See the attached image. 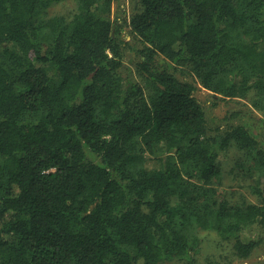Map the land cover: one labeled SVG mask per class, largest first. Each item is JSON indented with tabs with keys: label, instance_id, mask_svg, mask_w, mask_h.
<instances>
[{
	"label": "trees",
	"instance_id": "1",
	"mask_svg": "<svg viewBox=\"0 0 264 264\" xmlns=\"http://www.w3.org/2000/svg\"><path fill=\"white\" fill-rule=\"evenodd\" d=\"M53 1L0 0V264H202L198 230L241 260L264 246L255 114L213 133L194 95L264 115V0H135L132 45L113 0L39 18ZM230 148L258 202L215 184Z\"/></svg>",
	"mask_w": 264,
	"mask_h": 264
},
{
	"label": "rangeland",
	"instance_id": "2",
	"mask_svg": "<svg viewBox=\"0 0 264 264\" xmlns=\"http://www.w3.org/2000/svg\"><path fill=\"white\" fill-rule=\"evenodd\" d=\"M134 6L135 0H113L111 7V18L116 19L117 23L122 26L120 32L121 37L124 40H132L131 45L134 40L128 33L126 20L129 19V16L134 10ZM39 7V18L48 15H63L65 17H70L75 11L76 3L74 0H58L51 2L45 7L42 5ZM135 60L136 55L133 50L127 48L124 56L125 74L127 75L129 73L132 79L136 78L134 73ZM182 77L194 82V79L188 74ZM196 86L197 88L194 91V95L205 112L207 125L211 132L215 133L217 128L223 131L227 129L228 126L242 124V116L247 112H253L255 116L252 115V117L256 121L258 129L264 134V115L253 110L248 101L239 98L221 99V97L201 87L198 83H196ZM235 112L240 113V115L233 116ZM259 118L263 119L260 121ZM244 119H246V117ZM243 161L240 152L235 148H230L225 155L220 156L221 174L219 178L216 179L215 184L218 186L219 190L226 192L229 200L232 202L241 199L258 202V198L248 189V185L253 181L250 177L243 174V168L241 169ZM251 163L253 164V162ZM246 165L247 164H245V166ZM198 234L201 241L197 258L202 264H205L208 259L216 261L218 264H258L264 259V246L253 251L247 259L241 260L232 253L231 245L221 241L215 232L198 230ZM257 236H261L264 239L263 227H254L245 233V237L248 238H255Z\"/></svg>",
	"mask_w": 264,
	"mask_h": 264
}]
</instances>
